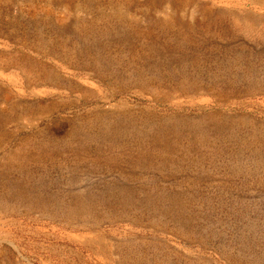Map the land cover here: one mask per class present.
Masks as SVG:
<instances>
[{"label": "rangeland", "instance_id": "obj_1", "mask_svg": "<svg viewBox=\"0 0 264 264\" xmlns=\"http://www.w3.org/2000/svg\"><path fill=\"white\" fill-rule=\"evenodd\" d=\"M0 264H264V0H0Z\"/></svg>", "mask_w": 264, "mask_h": 264}, {"label": "bare ground", "instance_id": "obj_2", "mask_svg": "<svg viewBox=\"0 0 264 264\" xmlns=\"http://www.w3.org/2000/svg\"><path fill=\"white\" fill-rule=\"evenodd\" d=\"M71 206L72 205L66 207V210H67L68 214H73L74 211H78V209L76 207H74V209L69 208Z\"/></svg>", "mask_w": 264, "mask_h": 264}]
</instances>
